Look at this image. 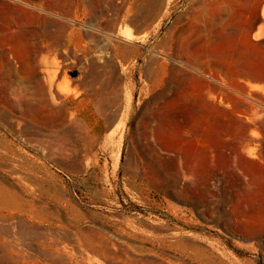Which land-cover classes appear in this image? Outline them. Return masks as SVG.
<instances>
[{
	"label": "rangeland",
	"instance_id": "obj_1",
	"mask_svg": "<svg viewBox=\"0 0 264 264\" xmlns=\"http://www.w3.org/2000/svg\"><path fill=\"white\" fill-rule=\"evenodd\" d=\"M1 11L0 264H264V0Z\"/></svg>",
	"mask_w": 264,
	"mask_h": 264
},
{
	"label": "bare ground",
	"instance_id": "obj_2",
	"mask_svg": "<svg viewBox=\"0 0 264 264\" xmlns=\"http://www.w3.org/2000/svg\"><path fill=\"white\" fill-rule=\"evenodd\" d=\"M218 12L219 10L216 9L215 12H212V13L218 14ZM35 18L36 16L31 11H4V12L1 11L0 21L3 23V25L0 26V29H5V30L10 29L15 21L20 26L31 24L32 20H34ZM5 160L6 161L4 165H9L10 164L8 163L9 160L8 159H5ZM20 199H23V198L20 197L15 191L9 190L5 186L0 184V210L16 208L15 204H17V200H20ZM13 200H15L16 203H14Z\"/></svg>",
	"mask_w": 264,
	"mask_h": 264
}]
</instances>
